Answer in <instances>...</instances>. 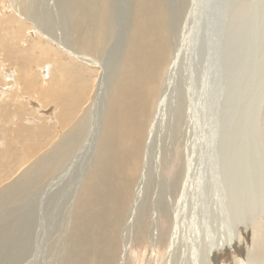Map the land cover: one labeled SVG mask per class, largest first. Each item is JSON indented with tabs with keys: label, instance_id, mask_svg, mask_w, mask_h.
<instances>
[{
	"label": "rangeland",
	"instance_id": "1",
	"mask_svg": "<svg viewBox=\"0 0 264 264\" xmlns=\"http://www.w3.org/2000/svg\"><path fill=\"white\" fill-rule=\"evenodd\" d=\"M64 1L82 18L104 10L101 0ZM163 2L172 22V56L147 131L153 139L144 146L146 167L136 174L130 213L119 230V252L104 250L113 240L110 231L76 225L83 213L77 203L105 144L112 73L127 67L140 13L157 9L150 0H110L113 35L105 54H96L103 86L91 100L95 122L66 166L32 182L22 207L5 206L0 264H264V0ZM64 21L63 29L71 24ZM149 26L152 18L142 27ZM70 27L48 36L69 39L75 35ZM41 114L52 118L54 110Z\"/></svg>",
	"mask_w": 264,
	"mask_h": 264
},
{
	"label": "bare ground",
	"instance_id": "2",
	"mask_svg": "<svg viewBox=\"0 0 264 264\" xmlns=\"http://www.w3.org/2000/svg\"><path fill=\"white\" fill-rule=\"evenodd\" d=\"M36 1L0 0V214L9 204L22 207L30 197L32 182L60 171L78 151L77 141L89 132L96 117V100L92 104L91 100L98 97L103 86L98 79L101 70L97 73L96 68L102 65L96 54L103 55L113 35L110 0H101L104 10L100 15L86 18L76 7L67 10L64 0H47L46 5ZM150 1L157 9L151 15H139V9L144 8L139 6L127 67L117 76L112 73L102 139L105 144L77 203L78 213L83 212L77 213V226L112 234L113 240L104 244L108 254L119 252V230L129 216L130 200L139 183L136 174L146 167L144 146L153 139L147 131L157 103L161 104L159 95L172 56V22L162 7L165 2ZM49 11L57 15L51 16ZM150 18L152 26L143 29ZM64 20H69L70 32L75 35L68 39L63 34L61 41L51 39L49 30H69L63 29ZM48 108L54 110L52 118L41 114ZM18 135H22L20 139H16ZM169 164L167 161L168 170H172ZM103 172L107 174L101 178ZM145 234L148 238L150 230ZM160 239L166 244L170 240L169 236ZM92 257L99 258L100 254Z\"/></svg>",
	"mask_w": 264,
	"mask_h": 264
}]
</instances>
